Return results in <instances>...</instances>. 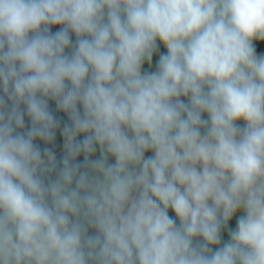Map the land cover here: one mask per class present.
<instances>
[{
	"label": "clouds",
	"instance_id": "9594fccd",
	"mask_svg": "<svg viewBox=\"0 0 264 264\" xmlns=\"http://www.w3.org/2000/svg\"><path fill=\"white\" fill-rule=\"evenodd\" d=\"M254 41L264 0H0V264H264Z\"/></svg>",
	"mask_w": 264,
	"mask_h": 264
},
{
	"label": "trees",
	"instance_id": "16d2710c",
	"mask_svg": "<svg viewBox=\"0 0 264 264\" xmlns=\"http://www.w3.org/2000/svg\"><path fill=\"white\" fill-rule=\"evenodd\" d=\"M55 30H56L55 28L52 29V31H55ZM254 47H255L256 53H264V44L262 42L255 41L254 42ZM159 51L160 52H164L165 51V49L163 48L162 45H160ZM156 59H157V55H154L153 56L152 70H154V68H155ZM143 70H149L148 66L145 65ZM48 106H49V110L53 113V115L55 117H57L61 121V126H62L63 123L66 122V117L63 115V113H60V112H58L56 110L54 102L49 101ZM27 126H28V120H27V118H25V127H27ZM78 139H79V137H78ZM36 143L39 145V147L42 150L45 147H47L50 151H52L54 153H57L58 151H61L63 149V138L60 135L59 130H57L56 135H55V139H54V141L52 143L45 144V143L40 142V141H37ZM63 154H64V152H62L59 156L56 157V160H57L58 163H59L60 159L62 158ZM78 160H82V157H78ZM169 214L171 215V213H169ZM234 224H235V219H233L230 222L229 226L232 227V226H234ZM224 239H227L226 235L224 236Z\"/></svg>",
	"mask_w": 264,
	"mask_h": 264
},
{
	"label": "water",
	"instance_id": "95a60500",
	"mask_svg": "<svg viewBox=\"0 0 264 264\" xmlns=\"http://www.w3.org/2000/svg\"><path fill=\"white\" fill-rule=\"evenodd\" d=\"M62 152H64V149H62L61 151H58L57 153H55V156H59Z\"/></svg>",
	"mask_w": 264,
	"mask_h": 264
},
{
	"label": "rangeland",
	"instance_id": "374dc122",
	"mask_svg": "<svg viewBox=\"0 0 264 264\" xmlns=\"http://www.w3.org/2000/svg\"><path fill=\"white\" fill-rule=\"evenodd\" d=\"M254 42H255V41H254ZM254 42H253V43H254ZM262 43L264 44V42H262ZM261 54H264V53H257V55H261ZM146 155H147V154H146ZM233 219H235V218H233Z\"/></svg>",
	"mask_w": 264,
	"mask_h": 264
}]
</instances>
